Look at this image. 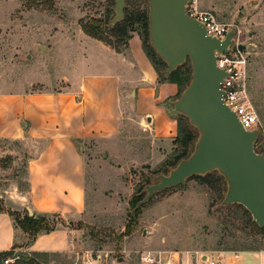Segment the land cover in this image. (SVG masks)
Here are the masks:
<instances>
[{
  "label": "rangeland",
  "instance_id": "obj_1",
  "mask_svg": "<svg viewBox=\"0 0 264 264\" xmlns=\"http://www.w3.org/2000/svg\"><path fill=\"white\" fill-rule=\"evenodd\" d=\"M125 2L127 16L119 24L128 23L127 19L137 14H148V0ZM235 4L232 12L225 9L223 15L215 16L220 23L235 28L238 38L248 45L246 94L258 119L254 129L260 130L254 149L264 156V5L258 9L245 1ZM113 5V0H0V91L6 81H17L21 88L26 79L40 80L45 73L55 79L62 71L58 56L70 57L72 41L76 45L83 35L90 37L83 29L87 25L107 27ZM229 13L234 16L232 24ZM125 34L139 36L141 29L138 25H121L111 33H102L100 42L116 52L124 51ZM165 70L159 67L160 74ZM34 89L42 88L36 85ZM181 92L177 89L172 98ZM122 118L124 125L116 146L102 154L91 145L84 153L88 184L82 218L68 223L58 216H47L40 226L37 235L67 229L71 235L69 250L47 252L45 258L36 257L35 263L143 264L140 258L149 251L183 255L197 252L223 264H258L254 254L264 251V235L256 231L251 216L237 204L219 206L225 194L224 180L211 186L206 180L191 178L138 206L152 177L168 173L173 159L170 151L174 149L154 138L144 122L138 125L132 111H126ZM0 149V209L7 210L16 227L22 229L27 213L19 205L18 196L27 188L28 148L19 142L3 141ZM134 195L140 200L133 206ZM128 225L131 232L123 236ZM25 234V246L16 247L7 264L30 254L25 247L34 236L32 232Z\"/></svg>",
  "mask_w": 264,
  "mask_h": 264
},
{
  "label": "crops",
  "instance_id": "obj_2",
  "mask_svg": "<svg viewBox=\"0 0 264 264\" xmlns=\"http://www.w3.org/2000/svg\"><path fill=\"white\" fill-rule=\"evenodd\" d=\"M192 1L214 16L225 9L232 12L238 2L258 9L264 5V0ZM229 16L232 24L234 16ZM235 38L238 41V35ZM72 42L70 57L57 58L62 71L55 79L45 73L40 80L26 79L21 88L17 81H6L0 91V142L22 143L30 156L19 205L29 207L37 218L58 216L68 223L80 220L86 211L87 146L102 154L116 146L126 111H132L138 125L144 122L154 138L175 148L177 116H170L164 104L176 99L172 96L178 89L158 82L138 35H130L120 52L85 35L79 44ZM36 85L42 89L35 90ZM70 236L67 229H58L37 235L25 248L30 253L64 252L71 246ZM25 241L26 234L10 213L0 209V252H14L12 248L25 246Z\"/></svg>",
  "mask_w": 264,
  "mask_h": 264
},
{
  "label": "water",
  "instance_id": "obj_3",
  "mask_svg": "<svg viewBox=\"0 0 264 264\" xmlns=\"http://www.w3.org/2000/svg\"><path fill=\"white\" fill-rule=\"evenodd\" d=\"M191 0H148L149 43L165 63L164 76L190 62L188 84L175 100L164 104L170 116L184 117L197 133L190 154L181 159L166 175H155L144 187L142 206L154 194L184 185L194 176L217 173L225 182V194L219 206L237 204L264 229V156L254 150L259 129L245 130L236 114L223 103L220 85L227 77L216 65L215 52L234 47L236 29L231 28L224 41L207 35L205 27L186 14ZM110 29L124 19L125 0H113ZM238 50L246 51L245 44ZM29 217L35 220L29 207Z\"/></svg>",
  "mask_w": 264,
  "mask_h": 264
},
{
  "label": "built area",
  "instance_id": "obj_4",
  "mask_svg": "<svg viewBox=\"0 0 264 264\" xmlns=\"http://www.w3.org/2000/svg\"><path fill=\"white\" fill-rule=\"evenodd\" d=\"M186 14L191 19L200 22L205 27L208 36L220 41L225 40L231 29L229 25L218 22L213 13L199 10L192 0L186 5ZM233 44L234 47L228 46L226 52H215L217 67L224 69L227 73V77L220 85V90L223 92L222 99L225 106L236 114L242 127L245 130H253L258 119L251 109L246 94L247 51L238 50V45L241 42L234 38ZM254 256L258 264H264V251L255 253ZM140 260L143 264H223L219 259L197 252L183 255L179 252H157L154 254L145 251ZM8 262L10 260L4 261L5 264Z\"/></svg>",
  "mask_w": 264,
  "mask_h": 264
},
{
  "label": "trees",
  "instance_id": "obj_5",
  "mask_svg": "<svg viewBox=\"0 0 264 264\" xmlns=\"http://www.w3.org/2000/svg\"><path fill=\"white\" fill-rule=\"evenodd\" d=\"M110 11H111V13H113L112 9ZM124 14L127 16L126 10L124 11ZM127 21H128V23H126V21H124L122 24L115 26V28H113L112 30L108 29L107 27L101 28L97 24H93V25H89V26L87 25L83 29H85L88 36L93 37V38L103 42V40L100 38V35L102 33H111L114 29H116L117 27H120L121 25L123 26V28H127L128 25L129 26L130 25L131 26L132 25H138L141 29V34L139 35V37H140L141 42H142L143 50H144L147 58L149 59L150 63L152 64L154 70L156 71V73L158 75V82L159 83H169V84L175 85L179 90H183L184 87H186V85L188 84V82L190 80V76H191V68H190L189 60H187V62L183 66L177 68L168 77L164 76V72L160 74L159 67L165 68L166 65L157 56V54L154 52L151 45H149V43L147 44L148 39H149V35H148V14L146 12L140 13V14H137L135 17L133 16V17L127 19ZM128 38H129V36L125 34L124 39L127 40ZM107 44L110 45L109 43H107ZM146 44H147V46L145 47ZM159 78H161L162 81H159ZM196 138H197V133L191 126H189L187 120L182 116H177V132H176V137L173 140V144L176 147L173 150V159L169 163L168 168L174 167L181 159L186 158L190 154V152L192 151L193 145L196 141ZM168 168L166 170H168ZM212 176H214V179L209 178ZM192 178H197V179L199 178V179H201V181L206 180V182L211 184V186H213L214 183L223 182V179L217 173H210V174H207L205 177H202V178L199 176H194ZM210 180H212V181H210ZM139 200H140V198H138V197H136V195H134L133 206ZM238 206L243 208L240 205H238ZM243 210L250 217V214L244 208H243ZM10 216H11V214H10ZM44 221H45L44 217H38V219L35 220L33 217H28V215H26L24 218L23 224H22L23 225L22 231L24 233L32 232V235L34 236L33 239H34L35 236H37V234L39 233L40 226L42 225V223ZM253 225L255 226L256 231L259 234H263V232H264L263 229L259 228L254 222H253ZM131 227L132 226H129V225L126 227V230H125L123 236L130 234ZM51 231H53V230H51ZM51 231H48L46 233H49ZM12 249H15V247ZM12 252L13 251L0 252V262L6 261V260H8V258H11ZM48 255H49L48 253L31 252L29 255H24V256H22V258H18L12 264H36L34 261L36 257H44L45 258Z\"/></svg>",
  "mask_w": 264,
  "mask_h": 264
}]
</instances>
